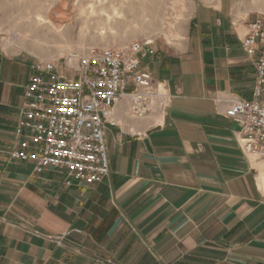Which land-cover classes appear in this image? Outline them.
Masks as SVG:
<instances>
[{
	"label": "crops",
	"instance_id": "0c3cea01",
	"mask_svg": "<svg viewBox=\"0 0 264 264\" xmlns=\"http://www.w3.org/2000/svg\"><path fill=\"white\" fill-rule=\"evenodd\" d=\"M247 28L227 0H191L143 45L140 70L167 100L141 118L115 105L93 185L10 158L35 61L0 51V264H264V158L241 151L225 114L253 98Z\"/></svg>",
	"mask_w": 264,
	"mask_h": 264
},
{
	"label": "built area",
	"instance_id": "2783aa9c",
	"mask_svg": "<svg viewBox=\"0 0 264 264\" xmlns=\"http://www.w3.org/2000/svg\"><path fill=\"white\" fill-rule=\"evenodd\" d=\"M147 43L90 48L70 55L62 65L38 59L24 87L14 129L18 147L8 152L10 158L32 161L36 173L62 172L66 185L73 179L88 185L101 182L109 173L104 129L116 124L115 105L126 99L130 114L141 118L167 100L161 83L140 70ZM241 44L253 59V98L227 99L225 114L239 124L241 151L264 158V18L248 23Z\"/></svg>",
	"mask_w": 264,
	"mask_h": 264
},
{
	"label": "rangeland",
	"instance_id": "374dc122",
	"mask_svg": "<svg viewBox=\"0 0 264 264\" xmlns=\"http://www.w3.org/2000/svg\"><path fill=\"white\" fill-rule=\"evenodd\" d=\"M191 0H0V51L35 62L90 48L148 41L190 9ZM249 23L264 18V0H227ZM68 63V61L66 60ZM128 90L131 87L127 88Z\"/></svg>",
	"mask_w": 264,
	"mask_h": 264
}]
</instances>
